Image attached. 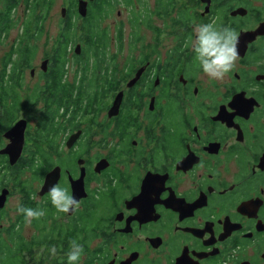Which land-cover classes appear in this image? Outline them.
Instances as JSON below:
<instances>
[{
    "label": "flooded vegetation",
    "instance_id": "obj_1",
    "mask_svg": "<svg viewBox=\"0 0 264 264\" xmlns=\"http://www.w3.org/2000/svg\"><path fill=\"white\" fill-rule=\"evenodd\" d=\"M208 20L238 33L221 80ZM70 227L80 264H264V0H0V264H67Z\"/></svg>",
    "mask_w": 264,
    "mask_h": 264
},
{
    "label": "clouds",
    "instance_id": "obj_2",
    "mask_svg": "<svg viewBox=\"0 0 264 264\" xmlns=\"http://www.w3.org/2000/svg\"><path fill=\"white\" fill-rule=\"evenodd\" d=\"M237 43L236 29L229 25H218L214 20L196 23L190 36L193 60L199 71L211 80H221L233 69L239 56ZM47 199L59 213L75 212L79 207V201L66 184H51ZM16 210L22 214L25 223L44 215L41 208L18 205ZM49 253H55L54 245L49 248ZM83 253L84 245L76 239L70 240L65 253L67 264H80Z\"/></svg>",
    "mask_w": 264,
    "mask_h": 264
},
{
    "label": "rangeland",
    "instance_id": "obj_3",
    "mask_svg": "<svg viewBox=\"0 0 264 264\" xmlns=\"http://www.w3.org/2000/svg\"><path fill=\"white\" fill-rule=\"evenodd\" d=\"M53 11H54V7L52 8V11H51L52 18H53ZM118 44H120L118 41L117 42L112 41L109 45L111 47V51H115L117 49ZM122 44H123L124 48L126 47V49H128V47L130 46V38H129L128 34H127V36H125V39L122 42ZM38 54L39 55L43 54V49L42 50L39 49ZM125 56H126V50L123 49V51L119 52L117 54L116 58L111 59V61L115 62V63H123V62H125ZM72 62H75V60H73ZM100 139H101V137H100ZM94 151L95 150H93V152ZM45 230H46V228H45ZM53 264H57V263L53 262Z\"/></svg>",
    "mask_w": 264,
    "mask_h": 264
},
{
    "label": "trees",
    "instance_id": "obj_4",
    "mask_svg": "<svg viewBox=\"0 0 264 264\" xmlns=\"http://www.w3.org/2000/svg\"><path fill=\"white\" fill-rule=\"evenodd\" d=\"M99 38H100V40H101L102 37H99ZM104 38H105V37H104ZM90 41H91V43L88 44V46H89L90 48H93V47H92V41H93V38H92V37L90 38ZM102 41H104V39H103ZM99 45H100V44H99ZM93 46H95V43L93 44ZM54 103H55L56 106H57V105H61V104H63L62 101H60V102H54ZM57 112H58V109H52V116L56 115ZM54 118H55V116H54ZM51 120L53 121V118H52ZM52 126H54V124H53ZM46 137H47V136H46ZM87 221L90 222V220H89L88 218H87ZM60 233H62V234H61L62 236H66L69 240L75 239V237L77 236V234L74 233L72 227H70L69 230H68L66 233H64V230L61 229V230H60Z\"/></svg>",
    "mask_w": 264,
    "mask_h": 264
},
{
    "label": "water",
    "instance_id": "obj_5",
    "mask_svg": "<svg viewBox=\"0 0 264 264\" xmlns=\"http://www.w3.org/2000/svg\"><path fill=\"white\" fill-rule=\"evenodd\" d=\"M53 179H54V177H49L48 178V182H47L48 186H50L51 184H53Z\"/></svg>",
    "mask_w": 264,
    "mask_h": 264
},
{
    "label": "bare ground",
    "instance_id": "obj_6",
    "mask_svg": "<svg viewBox=\"0 0 264 264\" xmlns=\"http://www.w3.org/2000/svg\"><path fill=\"white\" fill-rule=\"evenodd\" d=\"M83 51V50H82Z\"/></svg>",
    "mask_w": 264,
    "mask_h": 264
}]
</instances>
